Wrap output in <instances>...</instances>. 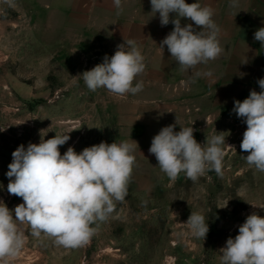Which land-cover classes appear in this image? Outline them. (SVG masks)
<instances>
[{
	"label": "rangeland",
	"instance_id": "1",
	"mask_svg": "<svg viewBox=\"0 0 264 264\" xmlns=\"http://www.w3.org/2000/svg\"><path fill=\"white\" fill-rule=\"evenodd\" d=\"M186 2L214 9L223 48L216 60L187 71L167 46L161 52L174 25L161 26L150 0H122V11L113 0H0V127H8L0 132V200L10 210L23 203L7 192L6 176L21 144L68 134L61 155L68 147L80 153L100 142L138 144L125 201L106 222L93 225L97 231L86 246L65 249L33 237L23 225L26 243L11 264H221L219 250L246 217H264V172L250 167L240 149L247 125L233 108L216 106L210 82L226 73L231 37L241 20L264 8V0H238L236 7L232 0ZM129 39L145 57V71L133 82L142 81L143 90L124 97L90 91L79 75ZM259 58L264 66L261 44ZM171 124L174 131L192 126L201 144L213 135L226 137L223 175L209 171L194 183L181 173L171 181L149 152L152 138ZM191 212L205 216V240L184 224Z\"/></svg>",
	"mask_w": 264,
	"mask_h": 264
},
{
	"label": "clouds",
	"instance_id": "2",
	"mask_svg": "<svg viewBox=\"0 0 264 264\" xmlns=\"http://www.w3.org/2000/svg\"><path fill=\"white\" fill-rule=\"evenodd\" d=\"M113 3L122 11V0ZM150 4L151 12L159 14L162 27L174 25L159 48L163 53L167 46L182 70L220 57L221 29L213 20L214 9L186 0H150ZM232 6H238V0H232ZM182 19L190 22L182 25ZM254 39L264 47V27L255 31ZM144 61L136 42L124 40L114 55H105L102 63L79 76L90 91L103 88L118 97L135 95L143 90L142 81L135 86L133 82L145 71ZM247 63L248 59L241 64ZM244 75L240 73L241 78ZM257 83L260 91L252 90L243 101H234L232 111L247 125L240 144L248 153L244 156L247 164L264 172V78ZM176 124L163 127L151 141L149 152L161 171L173 182L181 173L194 183L209 171L222 176L226 137L213 135L201 144L194 138L192 126L174 131ZM7 128L0 127V132ZM69 139L68 134H55L47 140L41 138L38 144H21L12 152L7 192L22 198L23 203L10 210L0 200V264H11L21 254L26 243L21 226H28L37 239H51L56 246L76 249L86 246L96 234L93 225L106 222L116 204L125 201L136 165L137 142H100L80 153L68 147L61 155L60 146ZM184 224L193 237L206 239L209 225L204 215L191 212ZM219 254L221 264H264V217L255 212L248 215L238 235L229 237Z\"/></svg>",
	"mask_w": 264,
	"mask_h": 264
},
{
	"label": "crops",
	"instance_id": "3",
	"mask_svg": "<svg viewBox=\"0 0 264 264\" xmlns=\"http://www.w3.org/2000/svg\"><path fill=\"white\" fill-rule=\"evenodd\" d=\"M255 10L256 12H251L241 20L237 35L231 37L233 45L229 66L224 67L226 73L223 76L217 73L210 81L216 85L213 94L216 106L233 108L234 101H243L252 90L260 91L257 81L264 78V66L259 58L261 43L254 39V33L264 27V8ZM236 21L235 19V23ZM225 23L226 21L223 24L222 16L221 25L223 26ZM246 59H248V63L241 64ZM240 73L245 75L241 78Z\"/></svg>",
	"mask_w": 264,
	"mask_h": 264
}]
</instances>
